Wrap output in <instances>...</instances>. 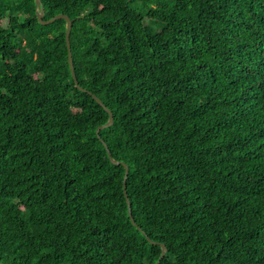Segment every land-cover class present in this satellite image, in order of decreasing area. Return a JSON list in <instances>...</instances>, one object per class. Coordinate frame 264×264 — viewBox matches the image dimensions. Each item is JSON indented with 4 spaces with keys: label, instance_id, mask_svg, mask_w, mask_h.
<instances>
[{
    "label": "trees",
    "instance_id": "obj_1",
    "mask_svg": "<svg viewBox=\"0 0 264 264\" xmlns=\"http://www.w3.org/2000/svg\"><path fill=\"white\" fill-rule=\"evenodd\" d=\"M158 261L264 264V0H0V264Z\"/></svg>",
    "mask_w": 264,
    "mask_h": 264
},
{
    "label": "water",
    "instance_id": "obj_2",
    "mask_svg": "<svg viewBox=\"0 0 264 264\" xmlns=\"http://www.w3.org/2000/svg\"><path fill=\"white\" fill-rule=\"evenodd\" d=\"M36 2H37V4H40L41 0H36ZM44 13H45L44 9H42L41 12L38 13V18H39L40 22L43 23V24L51 23V22H53V21H55L57 19H60V18L66 19V21H67L66 40H67L68 59H69L70 67H71V72H72V75H73V78H74L76 84L80 87L81 90H85L83 87H81L79 85V81H78L76 73H75V67H74V61H73V55H72V49H71V40H70V34H71L73 20L69 17V15L63 14V13L57 14L54 17L46 20V19L43 18ZM90 93L92 94V92H90ZM93 96L109 112V120L105 124L100 125L98 127V129H97V133L99 134L101 129L109 127V126H111L114 123V115H113V112L109 108H107V106L104 104V102L97 95L93 94ZM106 147H107L108 154H109V157H110L111 161L114 164H123L125 166L124 189H125V192H127L126 191V179H127L128 171H129L128 164L123 162V161H119V160H116L115 158H113V156L111 154V151L109 150L107 145H106ZM128 202L130 204L129 200H128ZM129 213L131 215L132 222L134 224H136L135 220L132 217L131 207L129 209ZM139 228L141 229V227H139ZM149 240H151V239H149ZM151 242L152 243H157L156 241H152V240H151ZM161 245H162V253H161L160 257L162 258V257H164V255L167 252V247H166V245L164 243H162ZM159 261L157 262V264H159Z\"/></svg>",
    "mask_w": 264,
    "mask_h": 264
}]
</instances>
